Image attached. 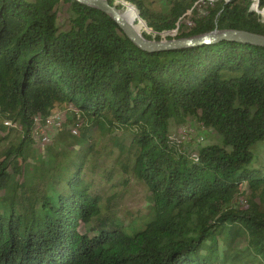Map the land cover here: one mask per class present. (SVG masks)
<instances>
[{
  "label": "trees",
  "instance_id": "1",
  "mask_svg": "<svg viewBox=\"0 0 264 264\" xmlns=\"http://www.w3.org/2000/svg\"><path fill=\"white\" fill-rule=\"evenodd\" d=\"M124 1L119 10L137 32L159 40L196 0H173L166 14ZM253 1L220 0L175 38L225 29L264 35ZM59 2L69 6L67 28L57 23ZM130 3L154 37L135 24ZM61 105L82 116L79 148L30 173L35 115ZM185 116L222 144L203 145L195 157L182 150L169 123ZM7 119L23 134L0 150V264H264V166H250L253 145L264 141L263 46L220 40L146 52L76 0H0V145L13 130ZM121 167L128 178L111 184ZM129 176L145 184L154 212L140 230L128 231L111 209L115 193L106 196V183L125 187ZM244 184L246 205L236 206Z\"/></svg>",
  "mask_w": 264,
  "mask_h": 264
},
{
  "label": "rangeland",
  "instance_id": "2",
  "mask_svg": "<svg viewBox=\"0 0 264 264\" xmlns=\"http://www.w3.org/2000/svg\"><path fill=\"white\" fill-rule=\"evenodd\" d=\"M143 3L154 13L166 14L172 4L173 0H142ZM220 0H197L191 9H189L185 15L180 19L177 24V28L172 30H164L158 33L161 36V39L175 38V35L181 31L185 32L194 24V21L201 16H203L209 7L215 6V4ZM115 4L118 5L119 9H123L124 5L122 2H127L124 0H114ZM255 0L253 1V3ZM129 3V2H127ZM131 4V3H130ZM137 12V23H144L142 27V32L150 34L152 37L156 35L146 23L141 20L139 16L138 9L135 5L132 4ZM57 23L61 28L68 27V19L70 15L69 6L66 3L59 2L57 4ZM259 10H262L259 8ZM263 17L264 14L260 13ZM65 112V120L73 119L74 121H81L82 116L80 113L71 105H61L54 107L50 114L55 111ZM49 114V115H50ZM87 119V118H86ZM44 123L43 117L40 114L35 115V126L33 129L34 144L32 146V155L28 159L29 171L30 173L33 169H43L51 170V168L62 161L66 160L71 154H73L79 148V133L77 135H72L67 133V136L62 139H57V131L49 129L50 141L41 145L39 143V134ZM71 125V124H70ZM68 125V126H70ZM83 125V124H82ZM8 127V126H7ZM12 127V126H11ZM12 131H8V138L2 142L0 145V150H4L10 144L17 142L20 136L23 134L21 126L19 123L16 126L12 127ZM7 132L1 131L0 135H4ZM169 133L172 138L176 141L179 136L183 133L185 134V140L180 144V148L185 152H197L200 147L203 145L209 144H222L221 137L211 128L204 126L196 116H185L181 121L170 120L169 123ZM201 138L199 141L196 139ZM103 139H97L95 144V149H99L102 144ZM253 158L250 163V166L261 167L264 166V141L256 142L253 147ZM110 162V161H109ZM128 178L124 167H121L118 171L113 174L112 179L109 181L111 184L119 183L122 178ZM130 177V176H129ZM108 183L105 184V189H107L106 196H109L112 193L116 195L114 197L115 206H112L111 209L113 212H116V219L123 222V226H128L127 230H140L144 227V224L154 219V212L152 210L150 194L141 181H138L134 177H130L129 183L127 186L123 187L122 184H117L116 186H108ZM242 192V193H241ZM248 193L247 187L245 184L241 187L239 193L236 195L234 200V205L236 206H245L246 205V194ZM101 215L106 216L104 213V205L101 207ZM103 216H100L102 218ZM107 217V216H106ZM84 227L81 226V231ZM241 246V243L238 244Z\"/></svg>",
  "mask_w": 264,
  "mask_h": 264
},
{
  "label": "water",
  "instance_id": "3",
  "mask_svg": "<svg viewBox=\"0 0 264 264\" xmlns=\"http://www.w3.org/2000/svg\"><path fill=\"white\" fill-rule=\"evenodd\" d=\"M79 3L89 5L93 8L107 14L118 25L123 34L139 49L146 52L156 51H170L188 46H197L207 43H213L220 40H233L244 43H250L264 47V35L257 34L245 30L225 29V30H212L200 35L148 40L142 35H139L135 30L121 17L119 8L116 4H110L108 0H76ZM252 10L258 12L259 6L256 0L255 7L251 5Z\"/></svg>",
  "mask_w": 264,
  "mask_h": 264
},
{
  "label": "built area",
  "instance_id": "4",
  "mask_svg": "<svg viewBox=\"0 0 264 264\" xmlns=\"http://www.w3.org/2000/svg\"><path fill=\"white\" fill-rule=\"evenodd\" d=\"M255 3H256V0L253 3V6L254 7H255ZM263 9L264 8H262V10ZM262 10H258V13H261ZM177 24H178V22L176 23V27L175 28L178 27ZM65 119H66L65 118V112L60 111V110L59 111H55L54 113H52V114L48 115L47 117H45L43 119L44 120V123L42 125V129H41L40 134H39V137H38L39 143L41 145L47 144L50 141V133H49L48 130L49 129H53L55 131L59 130V128L61 127V125L64 123ZM3 124L5 126H8V127H11V126L14 127V126H16L17 123L16 122H13V121H11L9 119H7V120H4L3 121ZM80 127H81V121H79V120L75 121L74 125L70 129V133L72 135H77L79 133ZM200 139L201 138H198L196 140L199 141ZM184 140H185V134L183 133L181 136H179V138L176 140V142H177L178 145H180L181 143L184 142ZM191 155L193 157H195L196 156V152H194V151L191 152Z\"/></svg>",
  "mask_w": 264,
  "mask_h": 264
},
{
  "label": "bare ground",
  "instance_id": "5",
  "mask_svg": "<svg viewBox=\"0 0 264 264\" xmlns=\"http://www.w3.org/2000/svg\"><path fill=\"white\" fill-rule=\"evenodd\" d=\"M132 5V4H131ZM119 13L121 15V17L124 19V21H126L134 30L135 32H137L136 27L133 26V24H131V22L129 21V19L122 13V11L119 10ZM262 13L264 14V9L262 10ZM138 33V32H137ZM139 34V33H138ZM140 35V34H139Z\"/></svg>",
  "mask_w": 264,
  "mask_h": 264
}]
</instances>
